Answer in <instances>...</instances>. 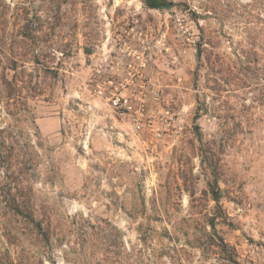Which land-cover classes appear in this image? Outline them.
<instances>
[{
    "label": "rangeland",
    "instance_id": "rangeland-1",
    "mask_svg": "<svg viewBox=\"0 0 264 264\" xmlns=\"http://www.w3.org/2000/svg\"><path fill=\"white\" fill-rule=\"evenodd\" d=\"M34 28L66 49L2 114L33 159L3 264H264V0H34ZM128 45L142 129L99 94Z\"/></svg>",
    "mask_w": 264,
    "mask_h": 264
},
{
    "label": "trees",
    "instance_id": "trees-1",
    "mask_svg": "<svg viewBox=\"0 0 264 264\" xmlns=\"http://www.w3.org/2000/svg\"><path fill=\"white\" fill-rule=\"evenodd\" d=\"M10 15L15 27L6 31L3 27ZM51 40V33L34 28V0H19L12 5L0 0V213L11 210L29 213L27 217L32 214L30 190L24 183V175L33 168L31 147L21 131L3 125L1 118L3 113L19 116L23 91L41 86L42 79L34 78V71L53 73L55 67L45 57L65 54L66 47ZM28 63L36 65L32 72H28Z\"/></svg>",
    "mask_w": 264,
    "mask_h": 264
},
{
    "label": "built area",
    "instance_id": "built-area-1",
    "mask_svg": "<svg viewBox=\"0 0 264 264\" xmlns=\"http://www.w3.org/2000/svg\"><path fill=\"white\" fill-rule=\"evenodd\" d=\"M124 57L120 61L127 67L126 72L120 74L111 73L99 84V94L110 101L114 111L122 116L129 117L137 129H142L146 124L151 123L149 119L147 104L144 99H134L131 94L122 91L129 82L136 80L145 81L142 67L145 65L144 55L141 51L133 49L128 45L124 49ZM109 83L108 86H105Z\"/></svg>",
    "mask_w": 264,
    "mask_h": 264
}]
</instances>
